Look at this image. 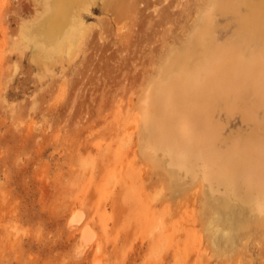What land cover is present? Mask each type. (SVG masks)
<instances>
[{"label": "rangeland", "instance_id": "374dc122", "mask_svg": "<svg viewBox=\"0 0 264 264\" xmlns=\"http://www.w3.org/2000/svg\"><path fill=\"white\" fill-rule=\"evenodd\" d=\"M21 1H24V2L21 3ZM35 1L37 0H20V2L19 0H0V264H94L97 261H100L101 263H104V264H202V263L204 264H264V244H262V242L259 241L260 238L264 241V238H263V233H264L263 223L264 222H262L263 229L261 227L262 225H260L261 221H264V220H261L260 223L259 221L251 220L249 224V229L248 228L246 229V227H242V226L239 227L242 229L240 231L238 229L237 234H236L237 247L234 250L235 253L232 251V249L230 250L231 248L230 246H227L228 248L225 246L227 245L226 238L213 237L214 236L213 232L215 230V228L213 229V227L215 226L211 227L210 223L212 221L210 219V216L207 219H204L202 222V225H203L204 222L207 224L210 221L207 224V226L205 225L206 229L210 227V229L208 228V230H206L208 232L204 231L205 229L204 225H203L204 229H202L204 232L202 230L198 231V229H196V228H199L197 225H200L201 219L204 218L202 217L203 202H201V204L198 203V201L201 200V197L200 196L198 197V194L200 195L201 191H199V189L197 188L202 187V190H203L204 188L203 186L206 185L207 177L209 176L208 175L206 177L204 175H207L210 171V170L207 171V167H204L206 165L204 164L202 159L198 160L199 163L203 162L201 164L202 165L204 164L201 168H199V170L201 169V171L196 170V172H201V174L198 173L195 175L194 173L192 174L191 172L187 173L188 176L189 174L191 175L189 177L190 179L192 177L191 179L192 182L186 184L185 186H182L183 184L179 182V176H180L179 174L175 173L173 176L172 174L173 172L170 173L169 170H165L166 168L164 167L162 162L159 165V161L156 158L152 157L151 154L153 152L149 150L148 146L149 145L156 146L161 141H163L162 137H164L165 134L159 135L158 124L165 122V117H166V113H168V105H169L167 100L176 96L177 92L175 91V88L168 87L169 90L166 89L165 91L166 93L164 92L163 94V100H162L163 102L160 103L161 104L160 105L161 112H159L160 115L154 114L155 116H153V119H152L153 123H151V129H152L151 136L152 135L153 136L149 137V139L151 138L150 142H149V139H146V141L144 142L140 138L139 133L141 131L140 128H142L141 125L143 122V117H144L146 110L148 111V108H146L145 105H149L150 103L148 96L147 94L145 96V93H144V90H142V87L143 85H145L144 78H145V75L147 74L146 71L150 70L151 64L153 65L154 63L152 62L153 54L154 53L156 54L157 52L156 50L155 52L154 51L151 52L152 50L151 46H154V42L152 43V40L147 41L149 42L148 46L149 45L151 46L148 47V50H147L146 47L144 48V46H147V44L146 43L145 45L143 44L142 51L145 55L142 54L140 51L139 52L143 56H141L140 58L139 52H137V55H136L137 59L140 58L139 62H137L140 68L136 67L138 64L134 65L135 62H134L133 57H131L130 61L127 62L129 64H126L124 62L120 63L119 60L127 61L128 59H124L123 54L117 55V53H119L117 51L121 50L120 47L123 46L122 45L123 43H121V40L120 42H118V40L120 39L121 35L125 34L124 30L128 28L130 29L132 28L131 30H134V28L136 27V24H135L136 19L133 21L131 20L133 19L134 14H133V11H130V10L137 11L138 10L137 6H139L138 8L140 9V4H141V6H143L142 8L144 7L146 8L147 6H148L147 8H149V10L147 8L146 9L144 8V10H146L145 13H148L147 11H149V13L152 14L156 12V9H155L156 7L157 9L161 8V6L165 3V0H163V2L162 0H159V3L158 1H156L157 3L154 2L155 5H153V8H150L152 7L153 0L152 2L151 0L145 1V3L148 1L150 6L149 5L144 6L143 3H141L142 1H138V3H140L139 5H137L136 3L134 5L132 4L135 7H132V5L128 6V8L130 7V10H129L130 14H126L127 13L126 11H128L127 6L123 8V10L119 9L120 11L125 12V13L122 12L123 14L116 13L118 11L114 9L108 10L106 12V10L102 8V4L104 3V0H92V4L90 5V8L83 9L81 11L83 20L86 22L85 27L87 25L88 27L86 28L88 29H85L86 31L84 29L83 31L82 29L75 30L77 33H79L78 35L75 33V31H73L74 32L73 34L70 33V36L73 35V37H69L68 40L71 41V39L73 38L75 40V38H77V36H79L80 34L82 36L85 31L84 36L79 37L76 39V41H74L76 42L75 44H73V42L71 41L73 45H69L70 41L68 43L67 38L65 39L66 43L65 42L62 43V41L60 40L61 38L59 37L57 38V36H59V32L57 29L58 28L57 22L59 25L60 24L59 19L62 13V10L60 9V4H62L61 2H63L64 0L62 1L61 0H57V1L56 0H46V1H49V3L47 2L48 6H46L45 8H42L43 10L42 12L40 11V14L36 13V9L38 8V5L36 9H33L34 5L32 4V10H26L23 6V4H29V2H35ZM116 1L118 2L119 0H116ZM116 1L110 0V2H115V3ZM184 1L187 2V0H180L177 2H179L180 4L182 3L181 5H183L185 3ZM148 2L146 4H148ZM43 3H44V6L47 5L45 1H43ZM53 3L55 4L53 5ZM159 5L161 6L158 7ZM180 7L182 9L178 7L176 9V13H174L176 16L179 15L177 16L179 17L178 19L175 16L176 21H177V25H176L177 28L180 24V23L178 24V22H180L181 21L180 19H182L181 16L182 17L184 16V18L187 17L186 18L187 20L183 18L182 19L183 21L181 22H185V20L187 22L189 20L188 18L190 17V15L185 16V15L179 14L181 13L180 9L182 10V12L183 11L186 12L183 14H188V11H187L188 6L187 7L185 6L186 8L184 7V5ZM162 8L163 9L165 8L164 5L162 6ZM150 9H151V12H150ZM163 9H161V11ZM110 11H112V13ZM161 11L160 12L157 11L159 13L158 15H155V14L153 15L154 17H156L155 19L152 15L150 16L149 13L143 14L141 13V12H144L143 10L141 12L139 11L142 17L143 15L145 16L148 15L150 18L153 17V19H150L148 16L147 17L144 16L145 18L144 20L145 21L146 19L148 20L147 23H145L146 26H144V28L148 27V30H152V28L155 29V26L154 27H151V26L153 25L152 24L153 20L156 21L157 16L159 18L162 15L163 11L162 12ZM177 11L178 12L180 11V12L177 13ZM114 12L118 14L117 17L119 18L116 17L118 20H116V18H113ZM50 14H54V15H50ZM120 15L123 18H121ZM124 16H126L127 19H125ZM48 18L50 19L48 20ZM103 18L107 19V21H110L111 24L110 22H107L106 20H101ZM121 19H123L124 22L120 21ZM115 20L120 21L121 23L123 22V23L121 24L119 22H116ZM151 20H152V23L150 22ZM230 20L231 19H229V21ZM134 21L135 23H133ZM92 22L93 24H91ZM101 22H103L106 25L110 24L109 26L113 25L111 28L112 30H114V32L118 30L119 26L123 27V28L119 27L120 31H117V33H120V32L123 33V34H118L120 36H118L117 34L115 35L116 32L114 33L113 31H111V28L109 29V31L113 32V34L111 33L110 35L117 36L116 38L118 39L116 40V38L114 37V40L116 42L114 46H112L111 44L110 46L112 47L109 46V48L111 49L113 47H116L115 45H120L118 46V48L120 49L118 50L113 49V50H116L115 54L109 53V52H112V50L109 49L108 50L109 52L105 53V55L107 54L106 55L107 60L110 54H112V56L113 55L117 57L121 56L123 58V59L121 58L118 60L117 58L113 57L116 61L118 60V62L113 61L114 60L113 58L111 60H108V61H111L109 62V66L111 65V63H114L113 65H111V67H109V70L107 68L108 66H106V61L104 63L105 65L102 64L104 60H102V62L100 61L102 57L101 59L100 58L97 59L101 63L99 61L98 62L100 64L96 63L97 62L96 57H99L102 54L104 55V53L102 54L100 53L101 50H97L99 52H93V53H97L96 57L93 58L95 60L91 59V57L89 58L93 62L92 61L90 62L87 60L89 57L87 56V54H91L90 53L91 51L87 52L88 51L87 49H90V46L88 47L87 45L88 44L91 45L90 43H88L89 42L88 40H90V42L93 43L94 35H95V38L101 35L103 39L102 40L101 37L100 38L98 37L99 39L96 38L95 39L96 41H94L96 44H97V41L98 42L103 41L102 43H107L105 41L106 39L107 41H111V43L114 42V40H112L113 38L104 37L105 35L109 36L108 34L110 32H107V34L104 33L103 29H105L107 26L104 27L103 23L101 24ZM173 22H175V19H173ZM173 22L169 24V25H172V28L170 29H169L168 24L164 25V23H162L163 24L162 26L159 25L160 29L158 28L157 31H161V32L159 33L157 32L159 34L157 35L158 36L161 35L159 37V38L162 37L160 39L161 41L163 40V38L176 32V31L174 32L173 30L176 29L178 31V29L175 28L176 26H174V24L176 23H173ZM43 23L45 24V27H42L44 26ZM116 23H119V24H116ZM132 23L134 25H132ZM149 24L151 25L150 27H149ZM30 25H32V27ZM50 25H52V28ZM127 26H130V27L127 28ZM173 26L175 29H173ZM124 27H126V29ZM161 27L163 28V30ZM36 28H38L39 30ZM40 28L45 29V31L42 29L40 30ZM98 28L100 29L98 30ZM234 28L236 29V27ZM4 29L10 31L11 38L5 39V36L3 34ZM94 29H97L99 32L95 30L98 33L97 32L93 33ZM235 29H233L234 33L236 32ZM46 30L47 31L50 30L51 32L50 31L47 32ZM131 30L129 31L126 30L127 31L126 33L130 32ZM171 30H172V33H170ZM24 31H25V34H23ZM89 31H92L91 33H93L94 35L89 33ZM34 32H35V35H34ZM166 32L168 33L167 36H165ZM30 35H32L33 38L34 36L37 35L36 36L37 38L35 37L33 39L30 37ZM88 35L90 37H88ZM87 38L89 39L87 40ZM90 38L92 39V41ZM108 38L110 39L108 40ZM35 40L36 42H38L37 40L39 41L42 40L40 43L43 42L44 45L43 44L40 45V43H36ZM184 40L186 41L184 42ZM184 40H183L184 42L183 45L180 43L182 47H179V45H177L179 43L176 44L177 45L176 47L179 48V50L177 48L178 51H185L186 46L188 48L189 46H191L192 40L185 39V38ZM159 41L157 40L155 42L157 43ZM161 41L159 43H161ZM56 43H57V46H56ZM54 44L58 49L55 50V48H53L54 46H51ZM100 44L101 42L98 43V45ZM186 44H189V45H186ZM36 45H38L37 49L35 48ZM68 45L69 47L70 46L73 47L72 49H70L71 52L69 54L67 53ZM74 45L78 47L77 49H79V47L81 46L80 50L79 51L77 50L79 54L77 56L75 55V52H74L76 50V47ZM48 46H49V49H48ZM84 46H86V48ZM63 47L67 51H65ZM125 48L126 47H124L123 49ZM143 48L147 51L144 52ZM123 49H122L123 53L126 52L127 54H128L127 51L131 50L128 48H126L125 50ZM54 50L57 52H55ZM60 50L63 51V53ZM44 51L46 53L48 52L47 53L48 55H46V53H43ZM77 51H76V54H77ZM36 52L38 53L39 56H41L40 58L43 59V61L40 62L41 64L40 63L37 64V62L32 58L35 56ZM58 52L59 54H61V56L56 55ZM148 53H151V54H148ZM52 54L54 56H51ZM67 54L68 55L71 54V55L68 57ZM98 54H101V55L98 56ZM38 55H36V57H39ZM42 56L43 57L45 56V58H43ZM58 56L60 58H57ZM62 56H63V59H62ZM84 56L85 57L87 56V58L84 59L85 58ZM91 56L94 57L95 54H91ZM106 56H103L105 60H106L105 58ZM125 56H126L125 58L130 57L129 55H125ZM144 56H146V58L149 57V59L147 58L148 60H146ZM142 58H144V61ZM85 60H87V62L90 63V66L92 67V69H94L93 67L95 66V64L96 65L102 64L103 66L102 65L101 66L103 68L106 66L105 68H107L108 72L110 71L111 73L112 72L115 73L116 69L117 71L119 70L118 68H116L115 70L112 69L113 70L112 71L110 69L112 68V66L115 67V64L120 63L119 65H121L122 63H124L126 64V66H124L123 64L122 67L123 66L125 68L130 67L129 69H131V70L126 71V69L128 68L126 69L123 68L126 71L125 73L131 72L129 74L127 73L128 75L127 77L129 78L130 76V79L134 78L138 74L137 70L138 72L139 70H141V72H139L138 74L140 75V78L139 76H137V81H135V78L131 80L128 79V81H126L127 78H125V76H122V74L125 75L124 70H122V67L119 66L122 71L120 73L121 75L120 78L122 77L125 78V79L122 78V80H125L126 83H128L127 85L125 81L122 83V80H120V78H117L118 76L116 74L118 73H115L114 75L111 74L113 78H116V79H113L115 80V82L117 79L120 80L119 82H121L120 84H122L120 85L118 83L120 87L125 86V88L117 87L119 89H122V90L118 89L119 93L127 90L126 88L129 87L128 90L130 91V93L129 91H127L128 93H126L125 91L123 92L124 94L122 96L128 97V95L131 94L130 95L131 97L129 96V98L127 99H129L130 101L131 99H133L134 102L135 100H137L136 104L138 103V106H140V109L137 105L135 106L138 107L136 108L137 110L138 109L140 110V114H138L139 112H137L136 109L135 110L133 109L135 108L133 101H131V103L133 102V105L132 104L127 105V102L125 103V101H128V100L121 96L122 93L120 94L118 93L120 96L115 95L117 94V91L115 93V91L112 92L113 91L112 89L111 91L110 89L108 90L106 87H103V86L108 85L106 84V82L108 79H110V76L108 77V79H106V77L102 75L107 72L104 69L100 70V68L102 67L97 68L96 73L94 71L93 72L95 76L99 77L100 75L101 77L105 78V80L102 79L103 81L100 82V79L97 78L96 81L95 80L93 81V79H96V78L94 76H93L94 78H92L91 77L92 75L90 76L91 74L90 71L92 70L89 71V69L85 68L87 67ZM142 61L143 63L145 62L144 63L145 65L142 63ZM94 62L95 64L94 66H92ZM63 64L66 66H64ZM82 64H85V67L84 65L82 66ZM130 64L135 67H132ZM141 64H142V68H141ZM44 66H46L47 69ZM61 66L63 67L62 71H64V68L66 70L63 73L60 72L61 71L60 69H62ZM74 66L76 69L74 68ZM78 67L79 69L80 68L82 69L84 67V69H82L81 72L84 73L83 70L86 69L87 71L85 70V72H89V74L86 75V73H84L85 75H83L84 76L83 77L82 75H80L81 73ZM116 67H118V65H116ZM100 72L102 74H99ZM118 72H120V70ZM133 72H135L136 75H132ZM108 74L110 73H107L105 75L108 76ZM77 75L78 77L81 78L79 79L81 81H82V77L84 81L86 80V78L87 80L90 79L89 81H92L90 82V84L92 86L95 85L96 87L98 85V87L102 91H96L98 90L96 89L95 91L99 93L95 94L96 92L93 91V88H90L91 86L90 84H89L90 86H88L87 85L88 83L86 82H85L86 84L84 82L80 83V81L77 80V78H75L77 77ZM88 76L91 77L92 79L89 78ZM138 78H139V82L142 78H143L142 79L143 81L141 80V82L138 83ZM75 79H76L75 82L77 81L79 82L77 83L73 82V80ZM113 80H110V81L113 82ZM110 81H108L107 83H111ZM132 81L137 82V84ZM102 82H104L105 85H103ZM116 83L114 84L117 85ZM133 83L136 85H134ZM114 84H111L112 86L110 85L108 87L112 88L114 86L113 88H115ZM137 85L138 86L140 85V86L138 87ZM80 87L82 88L85 87L84 88L85 90L87 89L90 91H87L85 94V91L81 90ZM74 91L75 93L79 92L78 94H76L75 97H79L80 99L77 98V100H79L80 102L76 101L72 103V101H74L73 98L75 99V97L71 99V96L75 95L73 94ZM108 91L111 93H109ZM141 91H143L142 94H144L141 96H144V97H141L139 95ZM68 93L73 94V95L69 96ZM80 93H84V94L82 95ZM135 93L137 94L136 96H135ZM64 94L65 96H63ZM87 94H88V97L90 96L91 98L90 97L88 98L86 96ZM110 94L115 96L114 100H109L110 101L109 104H111L110 108L114 107L115 102L121 103L122 101L124 102V104L121 103L120 105H118V107L116 106L117 105L116 104L115 110L111 109L110 111H108L110 108L106 109L104 104H107V103H104L106 101L103 100V102L101 103L103 104V108L104 107L105 108L104 109L102 108L103 110L101 109L102 110L101 112H93L94 110H96V108H99L101 105V104L98 105V102H95L93 99H95L96 97H99L98 101H101V99L108 98V97L109 99H113V98H110V97H113ZM105 95H107V97H104ZM117 96L119 97L117 98ZM65 99L69 100V102L65 103L66 105L70 104L71 106L73 104L75 105V103H79V105L81 106L79 105H75V106L82 108V106L85 104L87 108L89 105V107H92L95 109L93 110L92 108H89L88 110H91V112L86 111L87 108L86 110L84 109L86 114H84L85 112H83V109L78 108V107H76L78 109L75 110V112L74 111L72 112L71 110L68 111L71 108L72 110H74L75 106L71 108H69L70 106H66L65 108H63L64 103L62 104V102L64 101L62 100H65ZM95 100H97V98ZM117 100H119L120 102ZM84 101H86V103H84ZM87 101L88 103L91 101L92 102L94 101V103L92 104H97V105H90L91 103L87 104ZM111 101L114 102V105H112ZM193 103H196V104L198 103L196 102V98L193 99ZM109 104L107 107H109ZM59 105H61V108ZM121 105H125L126 108L124 111H127V114H126L127 116L123 115L124 112L122 111L123 108ZM67 107L69 109H67ZM63 109L64 110L67 109V112H68L67 114L69 115H71L70 113L72 112V115L74 116V118H76V121L75 119L71 120L70 119L71 117L69 115H65L66 112L65 111H64L65 113L62 112ZM99 109L96 111H100ZM132 110L135 111V114L137 112L136 116ZM57 111H59L60 113H57ZM131 111L133 112L132 113L133 117L131 116L130 118H127L129 117L128 113L130 112L129 114H131ZM117 112L118 114H120L119 112H121V116L119 115L115 117L117 118L119 123L116 122L117 121L116 119H115V122H113L112 121L113 119H111L112 116H116ZM223 112L224 113L221 114V117L223 118L219 121L220 122L222 121L225 127L227 125L230 126L232 123L231 120H229L228 122L229 116H231L230 112L232 113L236 112V108L234 107L230 108L226 105L225 109L223 107ZM87 113L92 114V115L93 113H95L94 114L95 116L94 115L89 116L87 115ZM82 114H84L85 116H83ZM75 115H81L83 116V118L79 116H77L78 117L77 118L75 117ZM110 115L112 116L110 117ZM157 116L158 117L161 116V117L157 119L156 118ZM234 116H236L235 113H234ZM64 117L66 118L69 117L70 120L68 121ZM118 117H121V118L119 119ZM135 117H138L139 119L138 118H137L138 120L133 119ZM53 118H56V119H53ZM122 118H124V120H122ZM131 118L133 119L132 121H131ZM225 118L227 119V121L224 120ZM232 118L233 117H231V119ZM82 119L83 121L84 120L86 121L88 120V121L85 123L84 122L82 123ZM125 119H127L128 122ZM192 119H194L195 123H199L200 121V119H198L196 116L195 118L193 117ZM129 120L131 122L135 121L134 126L132 124L133 127H129V125H131L129 123ZM121 121H123V123L126 122V124H123V125L120 124ZM64 122L68 123V124L66 123L67 126H65L66 124ZM233 122H236V121H233ZM94 123L95 125H93ZM138 125H140V128ZM96 127L97 128L101 127L99 130L102 129V131H105L104 133L106 135L102 131H99ZM122 127L127 128V130ZM256 127L258 128V125H255V128ZM93 128H96V129L93 130ZM66 129L70 131H68L67 133ZM109 129L111 130L110 132H108ZM121 129L122 130L124 129L123 131L124 135ZM130 129L131 131H129ZM118 130L121 132H119ZM134 130H135V134H134ZM94 131H96L94 134L95 136L92 134L94 136L92 137L90 133ZM132 131H133V135L135 138L133 137V135L129 136V134ZM97 132H101L103 134L99 133L100 134L99 135L97 134ZM136 133H138L137 134L138 136L136 135ZM242 133L244 134L245 131L244 132L242 131L240 134L243 135ZM251 134L257 135V133L255 132ZM111 136L115 139V143L113 140H111L113 139ZM118 137H120V139L121 137H125L128 140L131 139L127 141V145L125 144L126 142L123 144L118 142L120 143V145L122 144L123 146L125 144L126 147L124 148L118 145V148L121 147L120 149H125V150H120V149L117 150V146L114 147L115 145H117L116 144L117 141H119V139H117ZM245 137H247V135H245ZM137 138H138L137 143L139 145L137 146L138 149H136L137 148L136 147ZM121 140L125 141L124 138H122ZM139 142L141 143V145ZM251 142L252 140L249 139L247 143L251 144ZM129 143L130 145H128ZM193 144H195V146L202 145V142L196 143L195 141H193ZM143 146L144 148H147V149H144ZM111 148H114V149L112 150ZM127 148L131 150V151L130 150L127 151V153L130 151L129 155L125 153ZM139 148L142 154L146 153L147 150H149L148 151L149 153L151 152L149 157H148L149 153L145 154L147 155V157L144 156L147 159L149 158L148 159L149 161L146 160V158L142 159V154H137V156L139 157L141 156L140 158L141 161L139 157L135 158L136 153H141V152H138ZM101 149L106 150V151H109L110 149V151H112V152L109 151L110 152L108 153L109 155L107 154V157H110L111 160L106 158V162L103 163L104 162L103 160L106 157V152L101 153ZM141 149L142 150L144 149V150L142 151ZM261 151H262L261 148L256 147V152H259V153H256L255 156L260 154ZM237 152L238 150H236V153ZM242 152H244V150L239 151L238 153L241 154ZM111 153H114L113 156ZM123 153H125L126 155H124ZM103 155L105 157H103ZM120 155L121 156L124 155L125 157L124 156L121 157ZM133 159L139 160L140 162H142L144 166L141 165L142 163L140 165L143 168L140 169L141 167L138 164H134L135 162L133 161ZM150 159H153L155 162L153 163V161ZM196 159L198 158H195V160ZM144 160L148 161L149 165L152 163V168L158 166L157 169L156 170L155 168L150 169L151 165L150 166L146 165L147 162L145 163ZM112 163L115 166L111 165ZM121 163L125 164V166H123L125 167L124 170L121 166L122 165ZM156 163H157V166H156ZM105 164L107 166L103 167L102 165H105ZM117 164H120V165L118 166ZM205 169L208 173L206 172L203 175L202 172H204ZM143 170H144V173H143ZM157 170L159 172H157ZM156 172L157 174H155ZM162 172L164 175V177L162 176V178L165 180H162V183H161V181L159 180L161 179L160 177H161ZM233 174L235 175V173ZM233 174L231 176L230 175L228 176L232 177ZM193 175L195 176L198 175L199 178L201 177L200 175H202L204 176L202 178H204L205 181L204 179L201 178L203 180L202 182V180L200 179L198 180V177H197V180L199 181L198 182L196 179H193L195 178V176L193 177ZM249 175L252 176L251 177L252 179H255L254 183L256 185H259L257 181L258 180L257 175L253 172L250 173ZM255 177L257 178V180ZM151 178L154 181L155 180L156 181L154 182L153 180H151ZM193 180H196L197 182L196 181L195 182L198 184H196ZM167 181L169 182L167 183ZM178 182L182 185L178 184ZM193 183H195V185ZM165 184L166 186L168 185L167 187H169V190H167V187L164 186ZM177 184H178V187H177L178 189H176V187L174 188V186H177ZM190 184H193V186L195 187V190L197 189V191H195L196 194L194 195V198L192 199V201L195 200L194 203L190 201L191 196L189 194L191 193L194 194L193 192L194 190L193 189L191 190L192 187H190L191 186ZM199 184H200V187H199ZM164 187L166 188L167 192L171 194L173 193L174 195L173 194L171 195L169 193L167 194L166 190H164L165 189ZM160 188H163V189L161 190ZM171 188L176 189L175 190L176 193H174V190L170 191ZM180 188L182 189V191L186 189L187 192L185 191L186 193L185 192L183 193L182 191H180L181 190ZM217 188L218 190L220 188L222 189V191H225L226 187L222 185L220 187L218 186ZM190 190H191V193H189ZM162 191H164L163 192L164 195L161 193ZM181 192L183 193V195L186 194L184 195V197L185 196L187 197V193H188V198H189L188 203H187L188 198L187 199L183 198L182 197L183 195L179 197V195L182 194ZM165 194L167 198L165 197ZM176 194H179V195H176ZM175 197H177L176 201L179 200L178 201L179 204L173 205L172 203H174ZM146 198L147 200H144ZM180 201H181L182 208L180 207L178 209L180 205ZM195 203H198L201 205L200 207H198L200 208L199 209L200 211L196 209L197 208L196 205L198 204H195ZM167 204L169 205V208ZM194 206H196V208ZM190 207L193 208V210L191 209L192 212L190 210L188 211L189 213L194 214V215L188 214L187 209H189ZM76 208L77 210H75ZM78 210L82 211V213L84 214V223H87L90 226L91 230L93 231L95 235L93 242L90 245H88L86 248H84L83 250H80L81 247H79L81 243L80 228L70 225V219H71L72 213ZM200 212H202V214ZM185 213H187L188 216H186ZM206 215H209V214H206ZM193 217L195 220L193 219ZM197 217H201V219L198 218L200 219V221L198 220L200 223L196 221ZM192 221L194 222V224L197 223V225L195 224L197 227H195L194 224H192ZM97 226L98 227L100 226L99 227L100 229H98ZM157 226L160 227V229L157 228ZM201 227L199 228V230L201 229ZM211 228L213 229V232ZM251 228H252V231L250 230ZM154 229L156 233H154ZM189 229H191V231ZM247 230H249L250 234L247 232ZM193 231H195V233H193ZM191 233L194 235L192 236ZM209 233H212V234H209ZM208 234H209V238H208ZM245 234L247 236L248 234L250 235L249 242H248L249 237H246ZM197 236L198 238H196ZM239 237L240 239H238ZM210 238L212 239L213 242L210 240ZM246 239H247V242L245 241ZM210 241L213 244L212 246H214V248L216 247L215 248L216 251H217V248L221 245V247L224 248L222 250V253L219 252L218 254V251L221 247L218 248L217 253L215 251V254H214V248H213V251H210L212 249L211 246H210V249L209 247H207L209 249L207 250L205 246L207 244L210 245ZM218 242L219 244H216ZM259 242L262 245H260ZM214 243L216 245H214ZM195 244L197 245V247ZM241 244L243 245L241 246ZM194 246L197 249L198 248L199 249L197 250L196 248H194ZM243 248H246V249L243 250ZM224 250L225 252H223ZM202 255H203V258H202ZM96 259H99V260H96ZM181 262H184V263H181Z\"/></svg>", "mask_w": 264, "mask_h": 264}, {"label": "bare ground", "instance_id": "6f19581e", "mask_svg": "<svg viewBox=\"0 0 264 264\" xmlns=\"http://www.w3.org/2000/svg\"><path fill=\"white\" fill-rule=\"evenodd\" d=\"M43 1H45L46 4H47V2L49 3V1H46V0H37L35 2H29V4H23V6H24V8L26 10H32V4L34 5L33 9H36L37 5H38V8L36 9V13L40 14V11L42 12V10H43L42 8H45L46 6H48V4L44 6ZM56 1H54V2H56ZM114 1H116V0H114ZM138 1H142L141 3H143L144 6L149 5L148 1H147L148 4H146L147 2L145 3L146 0H144V1L143 0H119L118 2L116 1V3L115 2H110V0H104V3L102 4V8L104 10H106V12L108 10H111V9L113 10L114 9V10L118 11V12L115 11L116 13L123 14L122 12H124V11H120L119 9L123 10V8H125L126 6L128 8V6H130L132 4L134 5L136 3H137V5H139L140 3H138ZM156 1H158V3H159V0H155V1L153 0L152 7H150V8H153V5H155V3H157ZM168 1L169 0H167V2H166V0H165V3L164 4L162 3L164 5V7H165L164 8L165 10L162 8L163 5L162 6L159 5L158 7L161 6V8L157 9V7H156L155 8L156 9L155 13L150 14L149 11H147L150 14V16L151 15L153 16L154 14L158 15L159 14L158 12H160L161 9H163L162 10L163 12L161 11L162 15L159 18L157 16L156 21L153 20V23H152V20L150 21L153 25L150 23L152 26L149 24V27L150 26L151 27L155 26V29L152 28V30H148V27L144 28V26H146L145 23H147L148 20L146 19V21H145L144 20L145 19L144 18L145 15H143V17H142L141 13H143V14H148V13H145V11H146V10H144L145 7L142 8L143 6H141V4H140V9L138 8L139 6H137V9L140 12L142 10L144 12L140 13L138 10L137 11L136 10L135 11L134 10H130V7L127 9L128 11H126L127 12L126 14H130L129 10L133 11V14H134L133 16L134 17L131 20L133 21V20L136 19L135 20L136 23H135V21L133 22V23L136 24V27L133 26V27H135L134 30H131L132 28L131 29L128 28L131 25L127 26L128 29H126V27H124L128 31L131 30L128 33H126L127 32L126 30H124L125 34H123L121 32L117 33V31H120V29H119L120 26L119 25H118L119 27L117 26L118 30L115 31L116 32L115 33L114 30H112V28H111L113 25L109 26L111 24V22L107 21V19H104V18L101 19V20H106L107 22H110V24H107V25L104 24L103 22H101V24L103 23L104 27L107 26L105 29H103V27H102L104 33L107 34V32H110L108 34L109 36L104 34L105 35L104 37H106V38L110 37V38H113L112 40H114V37L116 38L117 36H114V35L111 36L110 35L111 33L113 34V32H114L115 35L116 34L117 35L118 34H123L121 36L118 35V36H120V39L118 40L116 38V40H118V42H120V40H121V43H123L122 45L124 47L128 48V49H131V50L127 51L128 54L126 52L123 53V51H122V49L124 48L123 46L120 47L121 50H118V49H120V48H118V46H120V45H115L116 47H113V48L110 49L109 46L111 44H112V46H114V44L116 42L115 40H114V42L111 43V41H107V39L106 40L104 39L107 43H102L103 41H99V42H101V44L98 45L99 42L97 41V44H96L94 42V41H96L95 39L98 38V37L100 38L101 35L95 38V35L93 33H96L100 29V28H98V30L94 29L93 33H91L92 31H89V33L94 35V41H93V43H91L90 40H88L89 38H87V40L89 41L88 43L91 44V45H89L87 43L88 44L87 46L88 47L90 46V49H91V50L87 49L88 50L87 52L91 51L90 53L91 54H95V56L93 57V56H91V54H87V56H89L87 60L91 62L92 61L91 59L95 58L96 55H97V53H93V52H99L97 50H101L102 52L100 51V53L101 54L104 53V55L103 54L102 55L106 56L107 54L105 55V53L109 52L108 51L109 49L112 50V52H109V53H114V54H115L116 50H113V49H117L118 50L117 52H119V53H117V55H119V54L122 55L123 54V58L124 59H128V60L127 61L126 60L121 61V60H119V59L122 58L121 56H119V57H117L115 55L112 56V54H110L111 56L109 55L108 60H111L113 57H115V58H117L120 61V63L124 62L126 64H129L127 62L130 61L131 57H133L135 63L134 62H132V63H134V65H135V64H138L137 62H139L141 56H143L142 54H144L143 51H142L143 44L144 45H145V43L147 44V46H144V48L146 47V49L148 50V47H150L151 45L148 46L149 42H147V41H151L152 40V43L154 42V46H151L152 47L151 52L152 51L155 52V50H156L157 53L153 54L152 62H154V63H153V65L150 63L151 64V68H150V70L146 71L147 74L145 75V78H144L145 85H143V87H142V90H144L145 96L147 94L150 103H149V105H145L146 103L144 104L145 107L148 108V111L146 110V112L144 114L143 122H142V125H141L142 128H140V125H138L139 128L141 129V131L139 133L140 134V138L142 139V141L145 142L146 139H149V137L153 136V135L151 136V133H152L151 123H153L152 119H153V116H155L154 114L158 115L159 112H161V106H160L161 104L160 103L163 102L162 101L163 100V94L166 91V89L169 90L168 87L175 88V91L177 92L176 96L173 97V98H170L169 100H167L169 105H168V113H166V117H165V122L158 124V126H159L158 133H159V135H164L165 134V136L162 137L163 141H161L156 146L155 145H149L147 143L149 145L148 146L149 150L151 152H153L151 155H152V157L156 158L159 161V165H160L161 162L163 163L164 167L166 168L165 170H169L170 173L173 172L172 173L173 176H174L175 173L180 175V176L178 175L179 176V182L182 183L183 185L180 184L179 182H178V184H180L182 186H185L186 184L192 182V180H191L192 177H191V179L189 177L191 175L189 174V176H188L187 173L191 172L192 174L194 173L195 175L198 174V173L201 174V172H196V170L197 171H201V169L199 170V168H201L204 164L206 165L204 167H207V171L210 170L209 173L206 171V169H205V171L203 170L204 172H202L203 175L206 172L208 173L207 175H204L206 177L209 175L207 177L206 185L203 184L204 185L203 186L204 187L203 190H202V187L201 188H197L196 187L197 189H199V191H201L200 195L198 194V197L199 196L201 197V200L198 201V203L201 204V202H203V209H202L203 210V214H202V212H200V213L202 214V217H204L203 219H201V217H197L196 218L197 219L196 221H198V220L200 221V219H201V223L198 221L200 223V225H197V223H195V224L199 228L202 226L200 230H199V228H196V229H198V231H201L202 229H204L203 225L207 226V224L210 221L207 224L204 222L203 225H202V222H203L204 219H207L210 216V219L212 221L211 222L212 224L210 223V225H211V227L215 226V227H213V229L215 228L214 232H213V229L211 228L212 232L214 233V236L213 235L212 236L213 237H217V238H226L227 245H225V246L226 247L230 246L231 247V248L229 247L230 250L232 249V251L234 252L235 248L237 247V244H236L237 243L236 242L237 231H238V229H239V231L242 229V228H239V227L242 226V227H246V229L247 228L249 229V224H250L251 220L259 221V223H260L261 220H264V219H262V218H264V0H190V1L187 0V2L184 1L186 4L184 3L183 5H184V7L188 6L187 7L188 8L187 9L188 14H183V13H186V12H184V11L182 12V10H181L182 8L180 7V6H183V5H181L182 3L180 4L179 2H177V1H180V0H170L169 2ZM188 1H189V3H188ZM19 2H20V0H19ZM22 2H24V1H21V3ZM151 2H152V0H151ZM162 2H163V0H162ZM61 3L62 4H60V9L62 10V13H61L60 19H59L60 20V24L58 25V22H57V26H58L57 29H58V32H59V36H57V38L58 37L61 38L60 40L63 43V42H65L66 38L68 40L69 37H73V35L70 36V33H72V34L74 33L73 31L80 30V29H82V31H83V29L84 30L88 29V28H86V27H88L87 25L85 27L86 22L83 20L81 11L83 9H89L90 5L92 4V0H64ZM54 4L55 3H53V5ZM133 5H132V7H135ZM178 7L181 8L180 9L181 13H179L180 11L179 12L177 11V13L185 15V16L190 15V17L188 18L189 20L186 22V20H187L186 18L187 17L184 18V16L183 17L181 16L182 19L184 18L186 20H185V22H181L183 20L180 19L181 21L178 22V24L179 23L180 24H179V26L177 28V26H176L177 25L176 17L179 16V15L176 16L174 13H176V9ZM141 8H142V10H141ZM147 9L149 10V8H147ZM54 12H56V11H54ZM110 12L112 13V11H110ZM115 12L113 14L114 15L113 18H116L117 15H118ZM150 12H151V9H150ZM115 14H116V16H115ZM50 15H54V14H50ZM147 16L148 15H146L145 17H147ZM120 17L123 18L121 15H120ZM130 17H132V16H130ZM153 17L152 18L149 17V18L153 19ZM117 18H119V17H117ZM117 18H116V20H118ZM124 18L127 19L126 16H124ZM155 18L156 17H154V19ZM178 18L179 17H177V19ZM228 18L231 19V20L229 21ZM49 19L50 18H48V20ZM55 19H56V17H55ZM173 19H175V22H173ZM143 20H144V22H143ZM234 20H235L236 23L234 22ZM120 21H123V19H121ZM120 21H116V22L121 23ZM225 21H227V22H225ZM30 22H28V23H30ZM172 22L176 23V24H174V26H176L175 28H177L178 31L173 26V29H175V30H173V29L172 30L174 32L175 31L176 32L172 33V30H171L170 33H172V34L169 33L170 35H168V36H167L168 33L166 32L165 36H167V37L163 38V40L161 41L160 39L162 37L159 38L161 35L158 36L159 35L158 33L161 32V31H157L158 28H159V25L162 26L163 25L162 23H164V25L168 24L169 29H170V28H172V25H169V24L172 23ZM119 23H116V24H119ZM133 23H132V25H134ZM91 24H93V22ZM32 25H30V26L32 27ZM34 25H36V24H34ZM88 25H89V23H88ZM50 26L52 28V25H50ZM123 26H125V25H123ZM42 27H45V24ZM83 27H85V28H83ZM234 27H236V29ZM110 28H111V31H113V32L109 31ZM120 28H123V27L121 26ZM36 29H38V28H36ZM41 29L42 28H40V30ZM233 29L236 30L235 33L233 32ZM42 30L45 31V29H42ZM95 30H97V31H95ZM162 30H163V28H162ZM48 31H50V30H48ZM85 31H84V34H85ZM21 32H23V31H21ZM100 32H102V31H100ZM75 33L77 35L79 34L76 31H75ZM3 34L5 36V39L6 38H11L10 31L4 29ZM23 34H25V31H24ZM84 34L82 36H84ZM34 35H35V32H34ZM89 35H88V37L91 36V35L90 36ZM156 35H157L158 38L156 37ZM36 36H34V38ZM82 36L80 34L79 36H77V38L82 37ZM30 37L33 38L32 35H30ZM77 38H75V40H74V38L71 39L73 44L76 43L74 41H76ZM110 38H108V40ZM184 38L192 40L191 41L192 42L191 46H189V48L186 46L185 47V49H186L185 51H178L179 48L176 47V46L179 45V47H182L180 45V43L183 45V43L186 41V40H184ZM101 39H102V37H101ZM154 40L155 41H157V40L159 41L160 40L161 43H159L160 42L159 41V42H157L158 43L157 44ZM183 40H184V42H183ZM37 41L38 42H36V40H35L36 43H40L42 40H40V41L37 40ZM69 41L70 40H68L67 42L69 43ZM71 41H70L69 45H73L71 43ZM91 41H92V39H91ZM53 42H51V43H53ZM177 43H179V44H177ZM42 44H43V42L40 43V45H42ZM189 44H186V45H189ZM69 45L67 47L68 51L73 48L72 46H70L71 47L70 48ZM37 46L38 45H36V47H35L36 49H37ZM49 46H50V44H49ZM49 46H48V49H49ZM51 46H54L53 48H55V50L58 49L56 47L57 43H56V46H55V44L51 45ZM112 46H110V47H112ZM75 47H76V50L74 52H75V55L77 56V55H79L78 51L80 50L81 46L79 47V49H77L78 48L77 46H75ZM84 47L86 48V46H84ZM177 48H178V50H177ZM63 49H64V47H63ZM125 49H123V50H125ZM51 50H53V49H51ZM67 50H65V51H67ZM147 50L144 49V52L147 51ZM37 51H39V50H37ZM68 51H67V53L69 54L71 52V50L69 52ZM76 51H77V54H76ZM55 52H57V51H55ZM61 52L63 53V51H61ZM72 52H73V50H72ZM81 52H83V51H81ZM137 52H139V55H140L139 56L140 58H138V59H137V56H136ZM43 53H46V52L44 51ZM47 53H46V55H48ZM101 54H98V56L101 55ZM148 54H151V53H148ZM36 55H38L37 52H36L35 56L32 57V58L37 62V64H39L40 62L43 61V59L40 58L41 56H39V55H38L39 57H36ZM40 55H42V54H40ZM56 55H60L61 56V54H59V52ZM70 55H68V57ZM102 55L99 56V57H96V60L98 58L101 59V57H102V59L100 61L102 62V60H104V62H102V64H104L105 61H106V66H108L107 68L109 70V67H111V65H113L114 63H111V65L109 66V62H111V61L107 60V56L105 57L106 58V60H105ZM125 55H129L130 57L127 56L129 58H125L126 57ZM51 56H54V55L52 54ZM87 56L86 57L84 56L85 57L84 59H86ZM90 57H91V59H89ZM43 58H45V56ZM55 58H56V56H55ZM57 58H60V57L58 56ZM144 58L146 60L149 59V57H147L148 58L147 59L146 56H144ZM144 58H142L143 61H144ZM62 59H63V56H62ZM64 60H66V59H64ZM87 60H85V62L87 64L88 68L85 67V64H82V66L84 65V67L86 69H89V71L92 70V71H90L91 72L90 76L92 75L91 76L92 78H94V77L96 78V79H93V81L94 80L96 81L97 78L100 79V82L105 80V78H103V77H101L99 75V74H102L101 72L98 74L99 77L95 76V74H94V72L96 73L97 68L103 66L102 64H101L102 66L99 65L101 62L99 60H97L96 63L100 62L98 65H96L95 62H94L92 66H94V64H95L96 67L94 66L93 67L94 69H92V67L90 66V63L87 62ZM93 60H95V59H93ZM118 60L116 61L114 59L113 61L118 62ZM49 61H48V63H49ZM132 61H133V59H132ZM143 61H142V63H143ZM124 63H122L121 65L115 64V67L112 66V68H110L111 70L112 69L115 70L116 68H118L120 70V72H118L119 70L117 71V69L115 70V73H118V74H116L118 76L117 78L121 77L120 73L122 71H121L120 67H122V65ZM126 64H124V66H126ZM116 65H118V67H116ZM130 65H128V66H130ZM64 66H66V65H64ZM82 66H80V67H82ZM124 66L122 67V70L128 68V67L125 68ZM131 66L135 67L133 65H131ZM44 67L46 68V66H44ZM84 67L82 69H84ZM105 67L104 68L103 67L100 68V70H102V69L106 70L107 72L105 71L106 72L105 74L110 73V74H108V76H106L105 74H102V75H104V77H106V79H108V77L110 76V79H108L107 82L110 81V80L116 79V78H113V76H111V74L114 75L115 73H113V72L111 73L110 71L108 72L107 68H105ZM136 67L140 68L139 64ZM74 68H75V66H74ZM129 68L126 69V71L131 70ZM141 68H142V64H141ZM78 69H79V67H78ZM82 69L81 68L79 69V71L81 73L80 75L83 76V75H85L84 73H86V75L89 74V72H85L86 69L83 70L84 73H82L81 72ZM60 70H61L60 72H62V73L64 71H66L65 68H64V71H62L63 67ZM134 70H135V68H134ZM136 70H137V68H136ZM126 71L124 70V73ZM139 72H141V70H139ZM139 72L137 70L138 74H139ZM127 73H125V75L122 74V76H125V78H127L126 81H128V79H130V76H129V78L127 77L128 76ZM129 73H131V72H129ZM134 73L135 72H133L132 75H136V73L135 74ZM138 74L135 77L133 76L135 78V81H137V76H139V78H140V75H138ZM83 77H82V81L79 80L81 78L78 77V75L75 78H77V80H79L80 83H83V82L85 83L86 82V83H88L87 85L90 86L91 85L90 82H92V81H89L90 79L87 80V78L84 81ZM91 77H89V78H91ZM122 78H120V80H122ZM125 78H123V79H125ZM134 78H131V79H134ZM139 78H138V83H140L141 80L143 79L142 78L140 80V82H139ZM117 80H116L117 83L115 82V80H113V82L116 83L117 85H115L113 82L110 81L111 83H107L106 82V84H108V85L107 86H103V87H106L108 90L112 89L113 91L112 90L111 91L112 92L115 91V93L117 91V94H115V95H119L120 93H122L121 94V96H122L124 94L123 92H125V91H126V93H128L127 92V91H129L128 90L129 89L128 86H127L128 88H126L127 90L122 91L120 93L118 92L119 90H122V89L117 88V87H120L118 85V83L119 84L121 83V82H119L120 81L119 79H117ZM75 81H76V79L73 80V82H75ZM79 81H77V82H79ZM87 81H89V82H87ZM124 81L125 80H122V83ZM126 81H125V83H126ZM77 82H75V83H77ZM132 82H134V81H132ZM102 83H103V85H105L104 82H102ZM134 83L137 84V82H134ZM111 84H114L115 88H113L114 86L112 88L108 87ZM127 84L128 83H126V85ZM136 84H134V85H136ZM120 85H122V84H120ZM97 87H98V85H97ZM97 87L95 85L94 86H92V85L90 86V88H93V91H95L96 89H98L96 91H102L99 87L98 88ZM121 87L125 88V86H121ZM80 88H81V90L85 91V94H86L87 91H90V90H87V89L85 90L84 89L85 87L84 88L80 87ZM106 88H104V89H106ZM114 89H116V90H114ZM105 91H107V90H105ZM142 92L143 91H141L140 94L139 93L138 94L140 96L144 95V94H142ZM78 93H75V91H74L73 94H75V95L71 96V99L73 97H75L76 94H78ZM97 93H99V92H96L95 94H97ZM109 93H111V92H109ZM129 93H130V91H129ZM73 94L68 93L69 96L73 95ZM80 94L83 95L84 93H80ZM110 95H112V94H110ZM130 95H128V97H125V96H122V97L127 99V98H129ZM136 95L137 94L135 93V96ZM63 96H65V94ZM78 96H80V95H78ZM86 96L88 97V94ZM119 96H117V98ZM104 97H107V95H105ZM141 97H144V96H141ZM141 97H139V98H141ZM77 98L80 99L79 97H75L76 100L73 98L74 101H72V103L76 102V101L80 102L79 100H77ZM96 98H97V100H95ZM96 98L93 99V100L95 102H98V105H100V104L102 105V106L100 105V107H101V108L99 107L100 109L96 108V110L99 109L100 111L94 110L95 108L89 107V105H88V108H87L85 104L83 105L84 107L82 106V108L78 107V106H75V105H79V103H75V105L73 104L71 106H70V104L66 105L65 103L69 102V100H66L67 98L65 100H62L64 102H62V101L61 102H62V104L64 103V107L63 108H65L66 106H70L69 108L75 106L74 110H72V108L69 109L67 107V109H69L68 111L71 110L72 112L73 111L75 112V110H77L78 108H81V109H83V112H85V110L87 108L86 111H90L91 112V110H88V109L92 108L94 110L93 112H101L105 107H106V109L110 108L111 104H109V102H110L109 100H114L115 96L110 97V98H113V99H109V97H108V98L101 99V101H98L99 97H96ZM195 98H196V102H198L197 104L193 103V99H195ZM107 99H108V101H107ZM148 99H147V101H148ZM191 99H192V101H191ZM103 100L106 101L104 103H107V104H104L105 105L104 108H103V104L101 103V102H103ZM127 100L130 101L129 99H127ZM94 101L93 102L92 101L89 102V103H91L90 105H97V104H92V103H94ZM117 101H119V100H117ZM120 101H121V99H120ZM128 101H125V103L127 102V105L128 104H132L133 105V102H134L133 99H131V101H133L132 103H131V101L130 102H128ZM111 102H112V105H114V102L113 101H111ZM136 102H137V100H135L134 106L135 105L138 106V103L136 104ZM84 103H86V101H84ZM89 103L87 101V104H89ZM121 103L124 104V102H122V101H121ZM121 103H116L115 102V105L117 104L116 106L118 107V105H120ZM108 104H109V107H107ZM115 105H114V107L111 106L112 108H110L108 111H110L111 109L115 110ZM132 105H131V107H132ZM226 105L228 107H230V108L231 107L236 108V112H234L236 114V116H234V113H232L233 111L230 112L231 116H229L228 122H229V120H231L232 123H231L230 126L227 125L225 127L224 124L222 123V121L220 122L219 120H221L223 118V117H221V114L224 113L223 112V107L225 109ZM59 106L61 108V105H59ZM79 106H81V105H79ZM121 106L123 108L122 111L124 112L123 115L127 116L126 115L127 111H124L125 108H126L125 105H121ZM137 106H135V108H133V109L135 110L138 107L140 109V106H138V107ZM147 106H149V107H147ZM76 107H78V108H76ZM67 109L66 110H64V109L62 110V112H64V111L66 112L65 115H69V114H67L68 113ZM139 109L138 110L136 109V111L139 112L138 114H140V110ZM141 109H142V107H141ZM132 111H131V114H129L130 112L128 113L129 117H127V118H130L131 116L133 117L132 113L134 112V114H135V111H133V112ZM224 111H226V110H224ZM72 112L70 113L71 115H69L71 117L70 119L71 120L75 119V121H76V118H74V116L72 115ZM137 112H136L135 116L137 115ZM57 113H60V112L57 111ZM119 113L120 114H118V112H117L116 116L110 115V117L111 116L114 117V118L111 117V119H113L112 120L113 122H115V119L117 120V118H115V117H117L119 115L121 116V112H119ZM84 114H86V112ZM84 114H82V115L85 116ZM94 114L95 113H93V115ZM104 114H105V112H104ZM180 114H181V116H180ZM65 115H63V116H65ZM87 115L93 116L92 114H88V113H87ZM77 116L83 118V116H81V115H75V117H77ZM101 116H102V114H101ZM195 116L198 119H200V121H199L200 124L199 123H195L194 119H192L193 117L195 118ZM106 117H108V116H106ZM160 117L161 116H159V117L157 116L156 118L159 119ZM231 117H233V118L231 119ZM64 118H66V117H64ZM101 118H103V117H101ZM118 118L120 119L121 117H118ZM137 118L138 117H135L133 119L138 120L139 118L138 119ZM140 118H141V116H140ZM53 119H56V118H53ZM66 119L68 121L70 120L69 117L66 118ZM133 119L131 118V121ZM122 120H124V118H122ZM125 120H127V119H125ZM224 120L227 121L226 118ZM87 121L86 120L83 121V119H82V123L83 122L85 123ZM131 121L129 120V123L131 124V125H129V127H133L134 126V122L135 121L134 122H131ZM233 121H236V122H233ZM116 122H118V120ZM127 122H128V120H127ZM64 123L66 124L67 122H64ZM92 123H93V121H92ZM92 123H90V124H92ZM67 124L65 126H67ZM76 124H77V122H76ZM120 124L123 125V124H126V122L123 123V121H121ZM132 124H133V126H132ZM93 125H95V123ZM247 125H249V126H247ZM255 125H258V128L257 127L255 128ZM113 127H115V126H113ZM124 127H122V128H124ZM65 128H67V127H65ZM90 128H91V126H90ZM96 128H93V130H95ZM100 128L101 127H98L97 129L99 130ZM107 128H109V127H107ZM111 129H113V128H111ZM124 129L127 130V128H124ZM124 129L123 130L121 129L123 135H124V132H123ZM68 131H70V130L66 129L67 133H68ZM99 131H102V129L99 130ZM110 131L111 130L109 129L108 132H110ZM129 131H131V129ZM242 131L243 132L245 131L244 134L242 133L243 135L240 134ZM95 132L96 131H94V132H92L90 134L94 135ZM102 132L104 133L105 131H102ZM119 132H121V131H119ZM253 132L257 133V135L251 134ZM99 133H101V132H97V134H99ZM103 133H101V134H103ZM131 133L129 134V136L133 135V131ZM134 134H135V130H134ZM137 134L138 133H136V135ZM93 135H92V137L95 136V135L94 136ZM245 135H247V137H245ZM129 136H127V137H129ZM191 136H193V137H191ZM133 137H134V135H133ZM122 138H124L125 141L121 140ZM93 139H95V138H93ZM117 139H119V141L116 140L117 141V143H116L117 145L114 144L115 143V139L114 138L111 139V140L114 141V143H113L115 145L114 147L117 146V150H119L121 147H123V148L126 147L125 144L127 145V141L131 140V139L128 140L125 137H121V139H120V137H118ZM150 139H149V142H150ZM249 139L252 140L251 144L247 143ZM137 140H138V138L136 139V143L138 142ZM151 141H153V140H151ZM193 141H195L196 143L202 142V145L195 146V144H193ZM118 142H120L122 144L125 143V142L126 143L123 146L122 144L120 145V143H118ZM147 142H148V140H147ZM110 145H112V144H110ZM118 145H120L121 147L118 148ZM128 145H130V143ZM140 145H141V143H140ZM144 145H145V143H144ZM98 146H100V145H98ZM137 146H139L138 143H137L136 147ZM256 147L257 148H261V150H262L261 153L258 154L257 156H255V155H256V153H259V152H256ZM129 148H127L126 152H125L128 155L130 154L129 152L131 151ZM143 148H144V146H143ZM111 149L113 150L114 148H111ZM136 149H138V147ZM144 149H147V148H144ZM120 150H125V149H120ZM128 150H130V151L127 153ZM149 150H147L146 153L143 152L144 154H142V152L140 151V148H139L138 152H141V153H136V157L135 158L139 157V156H137V154H142V159H145L147 157V155H145V154L149 153L148 152ZM236 150H238V152L244 150V152L239 154L238 152L236 153ZM109 151H110V149H109ZM109 151L101 149V153L106 152V157L103 155V157H105V159L103 160L104 161L103 163L106 162V158L110 159V157H107V154L112 152V151H110V152ZM136 152H137V150H136ZM125 153H123V154L126 155ZM150 153H149L148 157L150 156ZM111 154L113 156L114 153H111ZM123 156H121V157H123ZM144 156H146V157H144ZM99 158H100V156H99ZM140 158H141V156L139 157V159ZM195 158H198V159L195 160ZM119 159H120V157H119ZM124 159H126V158H124ZM148 159L146 158V160H148ZM199 159L203 160V162H204L203 165L201 164L203 162H201V161H200L201 163L198 162ZM150 160H152L153 163L155 162L153 159H150ZM133 161L135 162V163L133 162L134 164H138L140 167H141V165L144 166L143 163L140 162L141 159H140V161L133 159ZM148 161L144 160L145 163L147 162L146 165H149ZM152 161H150V162H152ZM117 163H118V161H117ZM121 164H122L121 166H122V168L124 170L125 167H123V166H125V164L124 163H121ZM111 165H113V163ZM117 165L119 166L120 164H117ZM150 165L149 166H150V169H151L152 168V163ZM102 166L104 167V166H107V165L105 164V165H102ZM113 166H115V165H113ZM156 166H157V163H156ZM76 167H78V166H76ZM109 167H111V166H109ZM157 167H153V168H155V170H156ZM142 168L143 167H141L140 169H142ZM159 168H161V167H159ZM159 168H158V170H159ZM214 168H215V170H214ZM193 169H194V171H193ZM158 170H157V172H159ZM251 171L257 175L258 180H257L256 177L255 178L258 181V184L260 186L256 185L254 183L255 179H252L251 178L252 176L249 175L250 173H252ZM157 172L155 174H157ZM143 173H144V170H143ZM233 173H235V175ZM153 174H154V172H153ZM232 174H233L232 177L228 176V175L231 176ZM158 175H159V173H158ZM185 175H186V177H185ZM195 175H193V177ZM152 176H154V175H152ZM162 176L164 177L163 172L161 173V177L159 175V177L161 178L159 181H161V183H162V180H165V179L162 178ZM165 176H167V175H165ZM200 176L201 177L199 178V176L197 175L193 179L197 180V177H198V180L199 179L200 180L204 179V178H202L204 176H202V175H200ZM151 180H153V179L151 178ZM196 180H193V181L195 182ZM204 181H205V179H204ZM168 182L169 181H167V183ZM202 182H203V180H202ZM195 183H193V184L195 185ZM166 184L164 185L165 187L168 186V185L166 186ZM178 184H177V186H174V188L176 187V189H178L177 188ZM193 184H190L191 185L190 187H192L191 190L192 189L194 190L193 191L194 194L191 193V190H190V192L189 191L188 192L191 193V194H189L191 196V198H190L191 200L190 201L194 203L195 200L192 201V199L194 198V195L196 194L195 191H197V189L195 190V187L193 186ZM196 184H198V183H196ZM222 185L224 187H226L225 191H222V189H220V188L218 190L217 187L218 186L220 187ZM171 186H173V185H171ZM201 186H202V184H201ZM199 187H200V184H199ZM174 188H171L170 191L174 190V193H176L175 192L176 189H174ZM154 189H155V187H154ZM160 189L162 190L163 188H160ZM164 190H166V188ZM167 190H169V187H167ZM167 190H166V192H167ZM180 191H182V189ZM185 191H186V189L183 190L182 192L184 193ZM163 192L164 191H162L161 193L164 195ZM168 193L169 192H167V194ZM183 193L180 194V195L179 194H176V195H179V197H180L181 195H183ZM169 194H171V193H169ZM192 194H193V196H192ZM184 195H186V194H184ZM184 195L182 197L187 199L188 198V193H187V197L186 196L184 197ZM144 197H146V196H144ZM165 197H166V194H165ZM176 198L177 197H175V201H176ZM144 200H147V198L144 199ZM160 200H162V199H160ZM175 201H174V203H172V202L171 203L173 205L179 204V202H178L179 200L176 201V202ZM165 202H164V204H165ZM188 202H189V198L187 199V203ZM198 203H195V204H198ZM200 204H198L199 206L196 205L197 208H196V206H194L196 209H198V211H200L199 210L200 208H198V207L201 206ZM180 207H181V201H180V205H179L178 209ZM168 208H169V205H168ZM168 208H167V210H168ZM184 209H185V207H184ZM191 209L193 210V208H191V207L189 209H187L188 214H191L188 211V210L191 211ZM75 210H77V208ZM185 214H186V216H188L187 213H185ZM206 214H209V215H206ZM191 215H194V214H191ZM166 216H167V214H166ZM198 218H200V219H198ZM193 219H194V217H193ZM193 221H192V224H194ZM86 222H88V221H86ZM262 222H264V221H261L260 225H262L261 227L263 229V224L264 223L262 224ZM195 224H194V226L197 227ZM70 225L71 226H75V227H79L80 230H81V234H80L81 243H80V246L78 244V246L81 247L80 250H83L84 248H86L88 245H90L93 242V240L95 238V235H94L93 231L91 230L90 226L87 223H84V214L82 213V211L78 210V211H75L74 213H72L71 219H70ZM206 226H205L204 231L208 232L206 230H208V228L210 229V227H208L206 229ZM99 227H98V229H100ZM157 228L160 229V227H158V226H157ZM193 229H194V227H193ZM258 229H257V231H258ZM262 229H261V231H262ZM189 230L191 231V229H189ZM250 230L252 231V228ZM195 231H193V233H195ZM247 232L250 234L249 230H247ZM154 233H156L155 229H154ZM209 234H212V233H209ZM209 234H208V238H209ZM249 234H248V236L245 234L246 237H249L248 238V242H249V239H250V235ZM193 235L194 234H192V236ZM212 236H211V238H212ZM196 238H198V236ZM211 238H210V240L212 241ZM263 238H264V233H263ZM214 239H216V238H214ZM238 239H240V237ZM238 239H237V241H238ZM194 240H196V239H194ZM199 241H200V239H199ZM211 241H210V245L207 244L205 247L206 248L209 247V249H210V246H211L212 249L210 251H213L214 246H212L213 245L212 244L213 241L212 242ZM245 241L247 242V239ZM259 241H261L262 244H264L263 243L264 241L261 238H260ZM242 242H244V241H242ZM216 244H219V242L216 243ZM216 244L214 243V245H216ZM247 244H249V243H247ZM262 244L260 243V245H262ZM242 245L243 244H241V246ZM196 247H197V245H196ZM196 247L194 246V248H196ZM219 247H221V245ZM215 248H214V254H215V251H216ZM218 248H217V251H218ZM209 249L207 248V250H209ZM220 249L218 251V254H219V252L222 253V250L224 248L221 247ZM244 249H246V248H243V250ZM217 251H216V253H217ZM223 252H225V250ZM202 253H204V252H202ZM77 255H78V253H77ZM202 258H203V255H202ZM96 260H99V259H96ZM181 263H184V262H181ZM94 264H104V263H101L100 261H97ZM202 264H204V263H202Z\"/></svg>", "mask_w": 264, "mask_h": 264}]
</instances>
